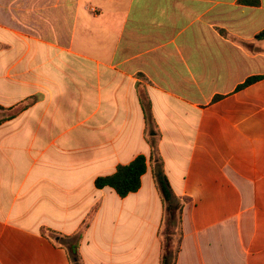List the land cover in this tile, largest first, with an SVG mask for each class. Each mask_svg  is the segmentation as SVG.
Segmentation results:
<instances>
[{
    "label": "crops",
    "instance_id": "1",
    "mask_svg": "<svg viewBox=\"0 0 264 264\" xmlns=\"http://www.w3.org/2000/svg\"><path fill=\"white\" fill-rule=\"evenodd\" d=\"M22 4L0 0V264H71L49 231L81 232L84 264H160L140 84L184 202L176 264H264V0H34L27 40ZM141 154L138 192L96 187Z\"/></svg>",
    "mask_w": 264,
    "mask_h": 264
},
{
    "label": "trees",
    "instance_id": "2",
    "mask_svg": "<svg viewBox=\"0 0 264 264\" xmlns=\"http://www.w3.org/2000/svg\"><path fill=\"white\" fill-rule=\"evenodd\" d=\"M243 4H259V0H240ZM257 39H264V31L257 36ZM262 77L249 78L246 83L240 86V89L248 87L253 83L259 81ZM140 102L142 104L147 131L146 140L152 148L150 162L152 166V173L155 180L156 187L160 193L163 207H164V223L169 218L170 225H174L176 222L177 229L179 231V239L175 243L174 237L170 230L162 236V253L160 264H176L178 254L181 247L182 240V215L184 210V202L175 194L168 176L165 173L164 163L162 158L157 152L158 144L160 141V133L158 126L153 116L152 103L146 90L140 84L139 86ZM27 105L24 107L20 106L16 109V113H20L27 109ZM16 114H12L7 117V120L13 119ZM148 171V159L145 155L137 156L131 163L126 165H119L117 171L113 175L102 176L97 178L95 184L98 189L106 187L112 188L121 198H126L130 194L136 193L142 187V178ZM163 228V227H162ZM49 236L55 241L61 243L62 246L68 251L71 264H84L80 255V244L83 239L81 232L71 236H57L55 232L49 231Z\"/></svg>",
    "mask_w": 264,
    "mask_h": 264
},
{
    "label": "rangeland",
    "instance_id": "3",
    "mask_svg": "<svg viewBox=\"0 0 264 264\" xmlns=\"http://www.w3.org/2000/svg\"><path fill=\"white\" fill-rule=\"evenodd\" d=\"M17 2H23L22 5H16L12 6V8L15 9L16 16L21 18L22 23V29L24 32V38L27 40V37L31 36V34H34V0H16ZM32 2V4H30ZM46 9V7L44 8ZM10 12V11H9ZM14 15V13H12ZM28 46V45H27ZM10 113H7V115ZM7 115H3L0 117V122L3 121ZM169 218L167 217V222L164 223V226L162 228V236L166 234L168 230L171 231L175 243H177L179 239V231L176 226V222H174V225H170Z\"/></svg>",
    "mask_w": 264,
    "mask_h": 264
}]
</instances>
